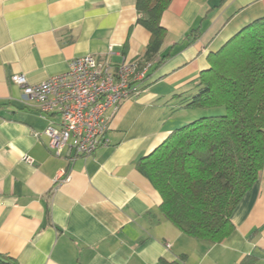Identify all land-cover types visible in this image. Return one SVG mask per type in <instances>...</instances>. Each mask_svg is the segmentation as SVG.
I'll use <instances>...</instances> for the list:
<instances>
[{"label": "crops", "instance_id": "crops-1", "mask_svg": "<svg viewBox=\"0 0 264 264\" xmlns=\"http://www.w3.org/2000/svg\"><path fill=\"white\" fill-rule=\"evenodd\" d=\"M261 17L264 0H172L161 17L168 57L109 111V143L71 162L51 149L49 118L12 75L40 83L87 54L139 61L151 34L136 0H0V253L20 264H264V167L232 213L235 230L216 244L167 220L137 167L191 121L181 103L209 55Z\"/></svg>", "mask_w": 264, "mask_h": 264}, {"label": "trees", "instance_id": "trees-1", "mask_svg": "<svg viewBox=\"0 0 264 264\" xmlns=\"http://www.w3.org/2000/svg\"><path fill=\"white\" fill-rule=\"evenodd\" d=\"M171 2L136 0L137 22L151 34L138 61L151 64L140 90L168 57L161 54L167 34L161 17ZM209 62L181 106L226 112L177 127L137 167L160 193L167 220L189 237L216 244L235 230L232 213L264 167V17L212 52ZM0 264L20 263L0 253Z\"/></svg>", "mask_w": 264, "mask_h": 264}, {"label": "built area", "instance_id": "built-area-1", "mask_svg": "<svg viewBox=\"0 0 264 264\" xmlns=\"http://www.w3.org/2000/svg\"><path fill=\"white\" fill-rule=\"evenodd\" d=\"M150 66L87 54L73 58L65 72L40 83L30 84L22 74L11 78L21 87L23 99L35 103L40 114L49 118L44 134L51 149L58 155L66 152L72 162L109 143V111L116 112L125 100L142 91L139 87ZM70 180L71 174L65 173L63 181Z\"/></svg>", "mask_w": 264, "mask_h": 264}, {"label": "rangeland", "instance_id": "rangeland-1", "mask_svg": "<svg viewBox=\"0 0 264 264\" xmlns=\"http://www.w3.org/2000/svg\"><path fill=\"white\" fill-rule=\"evenodd\" d=\"M225 112H226V110L224 107H217V108L208 109V110L193 109V110H189L188 113H190L192 115V118L190 120L193 121V120L198 119L202 116L224 114ZM191 121H188V122H191Z\"/></svg>", "mask_w": 264, "mask_h": 264}]
</instances>
